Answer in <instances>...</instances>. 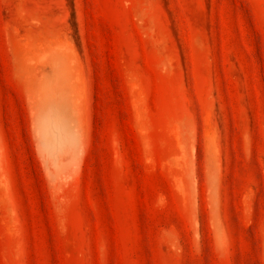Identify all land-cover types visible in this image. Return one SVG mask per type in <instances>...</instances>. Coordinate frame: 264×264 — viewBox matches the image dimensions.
<instances>
[{
    "label": "rangeland",
    "instance_id": "obj_1",
    "mask_svg": "<svg viewBox=\"0 0 264 264\" xmlns=\"http://www.w3.org/2000/svg\"><path fill=\"white\" fill-rule=\"evenodd\" d=\"M0 264H264V0H0Z\"/></svg>",
    "mask_w": 264,
    "mask_h": 264
}]
</instances>
